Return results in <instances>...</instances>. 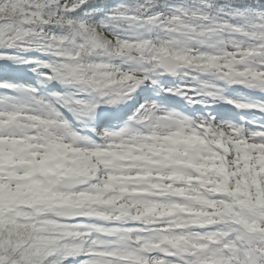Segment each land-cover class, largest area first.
<instances>
[{
    "label": "snow or ice",
    "instance_id": "6c2138e0",
    "mask_svg": "<svg viewBox=\"0 0 264 264\" xmlns=\"http://www.w3.org/2000/svg\"><path fill=\"white\" fill-rule=\"evenodd\" d=\"M0 62V264H264V0H0Z\"/></svg>",
    "mask_w": 264,
    "mask_h": 264
},
{
    "label": "rangeland",
    "instance_id": "374dc122",
    "mask_svg": "<svg viewBox=\"0 0 264 264\" xmlns=\"http://www.w3.org/2000/svg\"><path fill=\"white\" fill-rule=\"evenodd\" d=\"M37 55H39V54L37 53ZM0 63H3V62H0ZM14 67H16V66H14ZM21 67H24V66H21ZM20 71L21 72L28 71V69H27V67H24L23 70H20ZM28 73H30V72H28ZM29 76L32 77V74L30 73ZM143 89H145V88L138 89L137 93L134 94V98L133 99H131V100L127 101V102L121 103L118 106H104L105 112L106 113L111 112V113H113V116H115V117L117 115H122V114H127V117H129V116H131L134 113V111L139 106V104L144 102L145 97H148V98H151V99H157L155 96H153L154 91H156L157 89L146 88V91H141ZM157 100H162V99H157ZM173 101H176L175 104H177L178 106H181L178 103V101L181 102V103H184V108L175 107L178 110L183 111V112H185L186 114H189V115L194 114L193 111L190 113L189 108L186 105V102H183L180 97L173 98ZM163 102H165V101H163ZM214 107H215V110H216L213 113L214 115L219 113V115L223 116L225 119H229V120H232V121L237 122V123L241 122V117H242L241 114L242 113H245L248 116L247 119H252L251 114L246 113V112L241 111V110H237V109H235L234 107H232L231 105H228V104H219V105H215ZM119 109H120V112L118 111ZM230 110L232 111L231 113H230ZM196 114H203V113H196ZM100 120H103V119H99L93 125V127H96L97 129H103V128L115 129L112 126H108V124H107L108 122H105L106 124L104 122L102 124H100L99 123ZM109 120H112V119H109ZM116 121H117L116 119H113V122H116ZM115 130H119V128H116ZM86 132H87V130H85L84 134L90 135V136H92V138L97 139V137H95V134L93 132H90V133H86Z\"/></svg>",
    "mask_w": 264,
    "mask_h": 264
},
{
    "label": "trees",
    "instance_id": "16d2710c",
    "mask_svg": "<svg viewBox=\"0 0 264 264\" xmlns=\"http://www.w3.org/2000/svg\"><path fill=\"white\" fill-rule=\"evenodd\" d=\"M175 2L179 3V2H182V0H175ZM108 3L112 4V5L118 4V3H127L129 5H132V4L135 3V0H108ZM23 68L24 67H21L20 70H22ZM19 75H20L21 78L18 79V80H27L26 78H24L25 76L23 74H21V73H18V74L14 73L10 78L17 79L16 77L19 76ZM172 82H174V81L172 80ZM178 82H179V80L176 81V83H178ZM165 83H167V82L165 81ZM57 87H59V85H57ZM229 89H230V93H227V95H229V96H236L237 95V91H239L241 94H248L246 92H243L242 89H240V88H238L236 86L230 87Z\"/></svg>",
    "mask_w": 264,
    "mask_h": 264
},
{
    "label": "bare ground",
    "instance_id": "6f19581e",
    "mask_svg": "<svg viewBox=\"0 0 264 264\" xmlns=\"http://www.w3.org/2000/svg\"><path fill=\"white\" fill-rule=\"evenodd\" d=\"M198 107V106H197ZM189 111H190V113L192 112V109H191V107H189Z\"/></svg>",
    "mask_w": 264,
    "mask_h": 264
},
{
    "label": "clouds",
    "instance_id": "9594fccd",
    "mask_svg": "<svg viewBox=\"0 0 264 264\" xmlns=\"http://www.w3.org/2000/svg\"><path fill=\"white\" fill-rule=\"evenodd\" d=\"M100 131L102 132L103 130L101 129Z\"/></svg>",
    "mask_w": 264,
    "mask_h": 264
}]
</instances>
